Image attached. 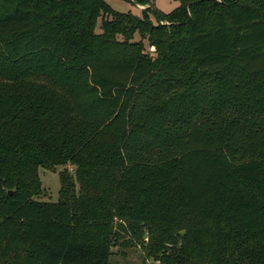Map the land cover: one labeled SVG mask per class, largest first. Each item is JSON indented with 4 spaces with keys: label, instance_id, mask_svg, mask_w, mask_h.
Returning <instances> with one entry per match:
<instances>
[{
    "label": "trees",
    "instance_id": "1",
    "mask_svg": "<svg viewBox=\"0 0 264 264\" xmlns=\"http://www.w3.org/2000/svg\"><path fill=\"white\" fill-rule=\"evenodd\" d=\"M175 1L0 0V264H264V0Z\"/></svg>",
    "mask_w": 264,
    "mask_h": 264
},
{
    "label": "rangeland",
    "instance_id": "2",
    "mask_svg": "<svg viewBox=\"0 0 264 264\" xmlns=\"http://www.w3.org/2000/svg\"><path fill=\"white\" fill-rule=\"evenodd\" d=\"M106 3L117 12L130 13L133 16L142 17L143 10L149 8L148 17L152 24H158L155 11L161 14H168L172 12L177 6L178 2L175 0H106ZM100 19L97 20L95 32L100 33ZM138 40V36L135 37ZM145 52L152 53L147 43H144ZM65 172L71 177H74V168L67 165L64 167H55L52 171H48L43 168H37L35 170V177L38 181V186L35 190L33 199L41 202L55 203L58 200V193L60 190L59 173ZM78 190L77 185L75 186ZM113 223H116L113 220ZM145 248L147 246V239L143 240ZM110 264H140L146 262L152 264L154 261L146 257L145 250L142 248V244H137L135 239L131 236H125L122 240H113L111 246Z\"/></svg>",
    "mask_w": 264,
    "mask_h": 264
},
{
    "label": "water",
    "instance_id": "3",
    "mask_svg": "<svg viewBox=\"0 0 264 264\" xmlns=\"http://www.w3.org/2000/svg\"><path fill=\"white\" fill-rule=\"evenodd\" d=\"M8 195H11V191L8 192Z\"/></svg>",
    "mask_w": 264,
    "mask_h": 264
}]
</instances>
